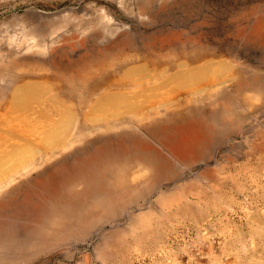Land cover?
I'll use <instances>...</instances> for the list:
<instances>
[{
  "label": "rangeland",
  "instance_id": "obj_1",
  "mask_svg": "<svg viewBox=\"0 0 264 264\" xmlns=\"http://www.w3.org/2000/svg\"><path fill=\"white\" fill-rule=\"evenodd\" d=\"M115 92L139 108L101 117ZM22 145L0 264H264V0H0V157Z\"/></svg>",
  "mask_w": 264,
  "mask_h": 264
},
{
  "label": "bare ground",
  "instance_id": "obj_2",
  "mask_svg": "<svg viewBox=\"0 0 264 264\" xmlns=\"http://www.w3.org/2000/svg\"><path fill=\"white\" fill-rule=\"evenodd\" d=\"M211 66H213V65H211ZM219 67V66H218ZM217 67V68H218ZM207 69H210L211 67L210 66H208V67H206ZM220 68V67H219ZM218 68V69H219ZM221 68H223L222 66H221ZM133 69V68H132ZM140 69H143V68H140ZM201 69V68H200ZM203 69V68H202ZM205 69V68H204ZM206 69V70H207ZM217 69V70H218ZM137 70V69H136ZM204 71V70H203ZM207 71H212L211 69L210 70H207ZM216 71V70H215ZM214 71V72H215ZM141 72H142V70H141ZM140 72V70H139V72L138 73H141ZM200 71H197V70H192V71H180L179 73L177 72L175 75H173V77H168V81L169 80H171L172 78V82L174 83L175 81H178L180 84H182L183 82H188V84L190 83V82H192V81H195V78L197 77V75L199 76V74L202 72H200ZM206 72V71H205ZM128 73H129V71H128ZM133 73V72H132ZM135 74L134 75H136V71L134 72ZM137 73V74H138ZM199 73V74H198ZM130 74V73H129ZM202 74V73H201ZM131 75V74H130ZM129 75V76H130ZM167 81H165V83H166ZM170 82V81H169ZM166 84H168V83H166ZM175 84H178V83H175ZM162 85H164V86H166L165 84H163L162 83ZM35 87H36V85H35ZM37 89V88H36ZM34 87H32L31 85H25V86H20V87H18V88H16L14 91H13V96H12V99H11V103H13L15 106H27L28 104H30V103H32V102H34V101H37L39 98H40V96H41V91H38V90H36ZM153 89H156V88H153ZM153 89H151V92L153 91ZM141 93V91L139 92V94ZM144 93V92H143ZM143 93H141V94H143ZM111 94V95H110ZM110 94H107V95H103L101 98L99 97V100H98V103H97V105L94 107V106H92V108H98V109H95L96 110V112H98L99 110H101V112L103 113H99V115H101V117H103V115L106 113V110L107 111H109V113L111 114V112H112V110H110V109H112V108H114V109H120V108H122V109H124V110H130V109H135L136 107H138V105H135L134 103H138V102H134L135 101V97H140V95L138 94V95H135V93H134V95H131V96H133L132 98H133V100L134 101H132L131 99H129L130 98V96H129V98H127V96H124L123 94H125V93H123L122 95H117V94H121V93H119V92H115L113 95H112V93H110ZM116 94V95H115ZM154 94V92L152 93V95ZM126 95V94H125ZM148 95H151V94H148ZM139 100V99H138ZM141 100V99H140ZM139 100V101H140ZM136 101H137V99H136ZM141 104V102L139 103V105ZM135 105V106H134ZM141 106V105H140ZM109 107H110V109H109ZM135 107V108H134ZM100 108V109H99ZM109 110H108V109ZM139 108V107H138ZM137 109V108H136ZM98 110V111H97ZM121 110V109H120ZM90 111V110H89ZM91 111H93V112H95L94 111V109H92ZM91 111H90V113H91ZM111 111V112H110ZM67 112H69L67 109H65V111L63 110V113H62V115L61 116H59V119H58V121L53 125V127L51 128V131L49 132V129H48V131L47 132H49V133H47L43 138H45L44 139V144L45 145H47V146H49V145H52V144H54V143H56L57 141H59L62 137H64V134H65V132H66V129H67V127H68V125H70V117H69V115H68V113ZM121 112V111H120ZM108 112L106 113V114H109ZM116 112H113V114H115ZM105 114V115H106ZM112 114V115H113ZM117 114V113H116ZM90 115H92V114H90ZM90 115H89V117H88V119L89 118H91L90 117ZM97 116V114H96V116L98 117V118H101L100 116ZM93 116H94V113H93ZM92 119V118H91ZM95 119H97V118H95ZM69 128V127H68ZM68 130V129H67ZM43 134V133H42ZM43 140V139H42ZM40 143H43V141H41V139H40V141H39ZM24 145H26V143L24 144ZM24 145H22V147H23V149H21V147L20 148H15V149H10V151L11 152H8L7 154L5 153V155L4 156H2V157H0V174L2 175L3 174V172L4 171H7V169H9V165L6 167V164H8L9 163V161H14V163L16 162H18V164H20L19 162H21L22 160H24L25 158H27L30 154H32V152H33V150H32V152H29V150L31 151V149L32 148H30V149H28L29 147L27 146V150L26 149H24ZM31 145V144H30ZM18 147V146H17ZM14 148V147H13ZM30 157V156H29ZM10 163H12V162H10ZM17 164V165H18ZM13 165V164H12ZM15 165V164H14ZM16 165V166H17ZM1 177V176H0Z\"/></svg>",
  "mask_w": 264,
  "mask_h": 264
}]
</instances>
